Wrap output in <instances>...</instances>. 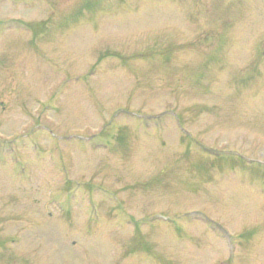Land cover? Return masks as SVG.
Here are the masks:
<instances>
[{"label":"rangeland","instance_id":"1","mask_svg":"<svg viewBox=\"0 0 264 264\" xmlns=\"http://www.w3.org/2000/svg\"><path fill=\"white\" fill-rule=\"evenodd\" d=\"M263 182L264 0H0V264H264Z\"/></svg>","mask_w":264,"mask_h":264},{"label":"flooded vegetation","instance_id":"2","mask_svg":"<svg viewBox=\"0 0 264 264\" xmlns=\"http://www.w3.org/2000/svg\"><path fill=\"white\" fill-rule=\"evenodd\" d=\"M234 151V153H236V156L238 157V158H240V160L242 161V162H249V160H250V158H249V156L248 155H246V154H244V153H242V151H241V153H238V151L240 152V150H238V149H235V150H233ZM240 176H242V171H240ZM264 183V182H263Z\"/></svg>","mask_w":264,"mask_h":264}]
</instances>
